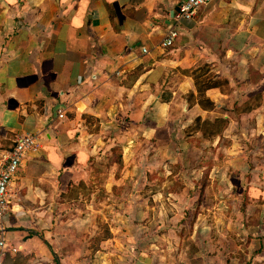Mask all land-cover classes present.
Returning <instances> with one entry per match:
<instances>
[{
	"label": "crops",
	"instance_id": "0c3cea01",
	"mask_svg": "<svg viewBox=\"0 0 264 264\" xmlns=\"http://www.w3.org/2000/svg\"><path fill=\"white\" fill-rule=\"evenodd\" d=\"M178 2L0 0V156L18 134H37L36 149L26 154L11 182L16 201L10 196L12 209L1 224L10 257L11 248L29 250L39 240L47 258L51 255L49 264H61L53 231L16 225L36 218L44 227L43 222L55 219L52 207L79 203L81 199L68 200L64 194L82 179V171L88 177L91 164L110 196L107 181L113 172L124 173L121 182L130 177L136 189L147 173L156 171V160L172 162L197 153L202 158L209 152L206 145L220 157L229 139L231 171L249 173L250 188L264 194V156H257L264 155V133L259 132L264 130V0H211L181 21L173 44L165 47L161 42ZM255 93L261 100L252 107ZM260 110L262 117L255 121ZM204 120H223L225 126L204 136L195 127ZM256 138L254 149L250 146ZM191 188L183 181L178 189ZM259 194L246 198V206L257 203L261 218L264 197ZM174 195L178 200L166 197L169 203L184 197L182 191ZM193 199L184 198L187 205ZM11 211H17L12 226ZM59 211L58 219L67 221ZM214 213L216 222L207 225L211 234L201 236L222 235L220 230L225 236L245 233L264 246V228L254 223L235 227L240 212L232 215L233 229L225 231L218 223L221 213ZM77 219L79 236L93 231L89 213Z\"/></svg>",
	"mask_w": 264,
	"mask_h": 264
},
{
	"label": "rangeland",
	"instance_id": "374dc122",
	"mask_svg": "<svg viewBox=\"0 0 264 264\" xmlns=\"http://www.w3.org/2000/svg\"><path fill=\"white\" fill-rule=\"evenodd\" d=\"M260 100L261 94L255 93L250 102L251 106L259 105ZM261 113L260 110L256 114L255 121L264 115V111L262 115ZM224 126L223 120L215 124L204 120L199 121L195 127L203 129L204 136H211L220 133ZM259 132L262 135L264 130ZM258 143L259 138H256L250 147L257 149ZM223 144L225 149L221 150L223 154L220 157L212 156L210 152L215 153L216 150L210 149H214V146L206 145L205 150L209 152L202 158H196L197 153L187 158H174L172 162L161 158L156 160V171H151L146 176L142 174V184L136 189L132 187L130 177L121 182L119 178L124 173L113 172L112 180L107 181L112 186L110 196L105 195V189L100 185L97 166L91 164L86 168L88 177L81 170L82 179L71 184L64 194L68 200L81 199L79 203L52 207L55 219L43 222L44 227H41L36 218L20 221L16 226L23 224L34 227L37 231L41 228L53 231V246L57 249L61 264H223L226 259L228 262L232 259L238 260L239 264H261L264 262V246L259 247L257 241L254 244L251 236L245 233L239 237L232 232V236H225L220 230L222 235L201 236L211 234L207 225L216 222L214 211L221 213L217 218L222 229L231 227L229 225L235 212H240V225L235 224L240 230L247 229V225L253 223L260 230L264 228V214L259 218L261 207L257 203L246 206V198L259 194L255 188H250V174L243 173L238 176L231 171L233 158L226 153L231 148V140L228 139ZM246 156L252 158L248 154ZM257 156L264 155L258 153ZM193 165L204 168L192 171L194 167L189 168ZM211 166L216 168L211 171ZM187 169L191 172H185ZM116 176L118 179L114 180ZM195 178L198 179L193 186L191 181H195ZM183 181H188L193 188L179 190ZM11 191L13 194L14 189ZM179 191H182L184 197L178 204L169 203L166 197L177 201L178 197L174 194ZM258 196L263 199L264 194L260 193ZM188 197L194 198L191 205H187L184 200ZM11 199L16 201L13 195ZM246 208H249V213ZM58 209L67 221L58 219L61 216L56 213ZM15 212L17 211H11V226L17 214ZM87 213L94 223L93 231L79 236L82 231L78 230L77 217H84ZM37 214L39 213L29 212L28 216ZM66 226L67 229L64 228ZM260 237L252 236L257 240ZM40 246V241L35 240L29 250L21 245L17 246L16 251L11 248V257L6 253V263L49 264L48 258L52 259L51 255L47 258V252Z\"/></svg>",
	"mask_w": 264,
	"mask_h": 264
},
{
	"label": "built area",
	"instance_id": "2783aa9c",
	"mask_svg": "<svg viewBox=\"0 0 264 264\" xmlns=\"http://www.w3.org/2000/svg\"><path fill=\"white\" fill-rule=\"evenodd\" d=\"M211 0H179L172 19L168 26L165 39L161 42L163 46H170L178 35L179 25L185 18L194 16L201 6L207 5ZM145 50V49H144ZM62 110H58V116H62ZM37 134L31 132L20 133L14 140L10 150L0 156V230L2 221L6 214L12 209L10 204L11 182L16 171L22 166L26 154L36 149ZM6 242L3 235H0V264H3L5 257ZM16 250V248H12Z\"/></svg>",
	"mask_w": 264,
	"mask_h": 264
},
{
	"label": "trees",
	"instance_id": "16d2710c",
	"mask_svg": "<svg viewBox=\"0 0 264 264\" xmlns=\"http://www.w3.org/2000/svg\"><path fill=\"white\" fill-rule=\"evenodd\" d=\"M56 263L58 262V259L55 258Z\"/></svg>",
	"mask_w": 264,
	"mask_h": 264
}]
</instances>
